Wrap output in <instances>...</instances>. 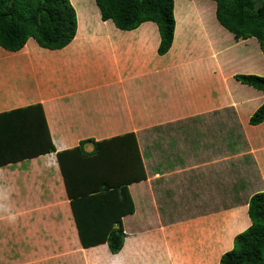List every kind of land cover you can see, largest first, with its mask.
I'll return each instance as SVG.
<instances>
[{"label": "crops", "instance_id": "crops-1", "mask_svg": "<svg viewBox=\"0 0 264 264\" xmlns=\"http://www.w3.org/2000/svg\"><path fill=\"white\" fill-rule=\"evenodd\" d=\"M71 2L78 30L66 48L44 49L33 38L18 52L0 47V113L41 105L56 148L0 166V251L11 246L14 264L21 249L32 264H220L251 225V197L264 192V123L249 122L264 93L235 82L234 92L230 87L233 74L255 69H220L224 49L209 31L231 33L217 19L199 18L189 49H182L186 40L176 47L184 39L177 38L180 0L174 43L165 56L158 54L154 22L121 31L101 19L95 0ZM211 2L182 0V7ZM210 37L207 58L213 63L204 73L208 69L196 66L198 50ZM258 45L253 53L262 54ZM140 59L143 67L132 65ZM12 60V69H2ZM221 83L227 89H215ZM129 133L135 134L146 179L128 187L135 211L122 219L124 247L118 254L107 243L85 248L58 153L83 140ZM93 149L85 145V151ZM223 216L226 223L219 222ZM155 235L165 243L154 242Z\"/></svg>", "mask_w": 264, "mask_h": 264}, {"label": "trees", "instance_id": "trees-1", "mask_svg": "<svg viewBox=\"0 0 264 264\" xmlns=\"http://www.w3.org/2000/svg\"><path fill=\"white\" fill-rule=\"evenodd\" d=\"M216 18L236 41L255 38L264 58V0H212ZM101 19L121 31H133L145 22L157 24L158 54L171 50L176 30L175 0H95ZM207 7L177 6L179 35L187 18L199 22ZM209 11V10H208ZM188 25V24H187ZM77 11L71 0H0V47L18 52L33 38L44 49L66 48L76 37ZM239 83L264 93V76L236 74ZM252 126L264 123V103L250 118ZM92 143V152L85 145ZM48 122L41 105L0 113V166L54 153ZM58 160L71 201L82 245L107 243L111 253L124 247L123 217L133 214L129 185L146 179L141 152L134 133L112 139H87L78 147L59 152ZM254 189V187L252 188ZM251 225L234 238L233 249L220 264H264V192L248 204ZM99 225V226H98ZM98 226V227H97Z\"/></svg>", "mask_w": 264, "mask_h": 264}, {"label": "rangeland", "instance_id": "rangeland-1", "mask_svg": "<svg viewBox=\"0 0 264 264\" xmlns=\"http://www.w3.org/2000/svg\"><path fill=\"white\" fill-rule=\"evenodd\" d=\"M180 7H182V0H180ZM212 1V0H211ZM214 1L211 2V5L209 3V5H206L205 7L208 8V10L206 11V14H205V18H206V21H210V22H213L215 20V22L217 21L216 19V3H214ZM175 4H176V0H175ZM201 9L202 7L199 6ZM193 8V6H192ZM196 9V8H195ZM190 10L189 8L186 9V12L185 14H187V12ZM175 14V13H174ZM78 18V16H77ZM202 19H204L202 17ZM177 21V20H176ZM198 22L195 23V20L193 18H187L186 20H184V23L181 24V27L179 28L181 31L182 34H180V37L178 40L180 39H183L182 41L180 40V42L176 45V47H178L179 44H181L183 41H188V43L186 45H183L182 46V49H185V50H188L189 48V42H191V36L193 38V29H194V32L196 34H194V38L196 39L198 34H197V29L199 31V25L197 24ZM188 24V25H187ZM194 24V25H193ZM213 29L210 28V31L209 33L211 34V37H215L214 39L216 40L215 41V44H218L219 47H222L224 49V58L223 60H220V63L222 65H220V69H223V72L225 74L229 73V72H232L234 70H237V69H246L247 68H250L251 70L255 69V72L252 73L253 71H250V72H243L241 71L240 73L238 74H254V75H259V76H264L263 75V72H264V58L262 56V54H255L253 53L254 51L258 50V42L255 38H250L245 40H241V41H236L235 38L233 37L232 34H222V33H215L213 34ZM189 33V34H187ZM178 35H179V30H178V33H177V38H178ZM211 37L208 39V41L203 44L202 48L200 50H198L199 53H201L199 55V61L198 63L196 64L197 68L198 69H208V70H204V73H208V71L211 69L209 68V66L213 63V60H210V58H207V52H208V45H212L211 44ZM214 43V41H213ZM97 55L100 56V59L104 60V55L103 53H100ZM141 55V54H140ZM142 56H145V55H141ZM147 56V55H146ZM151 55H148L147 57L149 58ZM135 57V56H134ZM133 57V58H134ZM100 61H97V63L99 64ZM136 62V61H135ZM142 62V60H138V63H133L132 62V65L133 66H137V67H143L142 65H140V63ZM97 63H94L95 66H97ZM128 63V61H127ZM17 63L15 61L12 60V62L10 63H5L3 66H2V69H12L13 66H15ZM19 68V66H18ZM17 68V69H18ZM58 69H60L59 66H57ZM22 69V67L20 68ZM249 70V69H248ZM235 74H233L234 76ZM228 78L230 77V75L228 74L227 75ZM232 77V76H231ZM217 78V77H216ZM236 83L237 85L241 86L242 84L240 83H237L234 79V81H230V87H231V91L234 92L235 91V88L236 86L233 84V83ZM198 84H201V85H205L206 82L204 81H198ZM243 86V85H242ZM247 89L248 86H243ZM222 88H225L227 89V87L225 86V83H221L219 85H217L215 87V89L217 90H222ZM218 91H216L217 93ZM216 95V94H215ZM9 201L6 200V203H8ZM234 205H231V207L229 208H233ZM231 214H229L228 216L226 217H230ZM226 217H220L221 219H219V222L220 223H226L227 222V218ZM230 218H233V217H230ZM10 221L13 223V220L10 219ZM232 221V220H231ZM230 221V222H231ZM232 223V222H231ZM22 230H23V227H22ZM1 238V236H0ZM154 239V242H158L160 244L163 245V241H165V239H161L160 238H157L156 235L153 237ZM191 238H186L184 241H187V243H189V241H192L190 240ZM186 243V244H187ZM186 247H188L187 245H185ZM8 249H6L4 247V249H2L0 251V264H14L12 261H14V256H12V251H11V246H7ZM14 252H16V250H13ZM21 252L24 253V250L21 249ZM20 250H19V259L18 261L15 262V264H32L31 262H29L27 259V257H25V254H21ZM4 253V254H2ZM3 259H6V261H3Z\"/></svg>", "mask_w": 264, "mask_h": 264}]
</instances>
